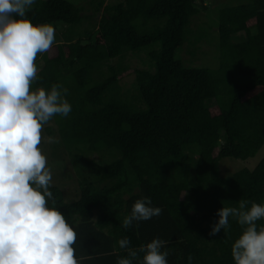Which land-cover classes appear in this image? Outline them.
I'll use <instances>...</instances> for the list:
<instances>
[{"label":"trees","instance_id":"obj_1","mask_svg":"<svg viewBox=\"0 0 264 264\" xmlns=\"http://www.w3.org/2000/svg\"><path fill=\"white\" fill-rule=\"evenodd\" d=\"M199 14L196 0H36L26 13L60 37L38 53L32 88L60 84L72 105L43 129L56 142L40 147L58 164L52 175L76 186L71 196L56 183L50 190L82 264H116L124 237L133 248L166 241L168 264H234L242 228L230 218L226 233L209 236L217 210L264 204V157L252 169H219L222 158L245 160L264 145V0L220 9L215 68L193 62ZM144 197L160 215L125 229Z\"/></svg>","mask_w":264,"mask_h":264},{"label":"clouds","instance_id":"obj_2","mask_svg":"<svg viewBox=\"0 0 264 264\" xmlns=\"http://www.w3.org/2000/svg\"><path fill=\"white\" fill-rule=\"evenodd\" d=\"M36 0H0V264H82L73 245L77 233L56 206L53 177L42 142L43 129L54 116L67 117L72 105L60 84L32 88L38 53L49 51L54 26L33 24L26 17ZM148 197L134 201L122 226L161 213ZM209 236L227 232L230 218L242 231L231 246L234 264H264V204L239 200L238 206L217 210ZM117 244L126 255L116 264H168L166 241L154 238L138 248L127 237ZM142 258H139L140 254ZM191 264V257H189Z\"/></svg>","mask_w":264,"mask_h":264},{"label":"rangeland","instance_id":"obj_3","mask_svg":"<svg viewBox=\"0 0 264 264\" xmlns=\"http://www.w3.org/2000/svg\"><path fill=\"white\" fill-rule=\"evenodd\" d=\"M75 5H84L88 0H68ZM106 2H114L115 0H105ZM242 0H196V6L200 10V14L197 18L194 19V25L199 23L197 29L193 33V37L195 39L194 42L198 43L199 48L195 50L196 55L193 57V62L199 66H208L211 68H215L219 62V39L217 32V22H218V13L220 9L225 8L226 6H231L241 2ZM204 2V7L202 4ZM87 7H89L87 5ZM193 28V27H192ZM82 27L79 28L81 30ZM195 29V28H194ZM56 42H59L60 37L59 33L55 34ZM239 40V39H237ZM185 47L182 50V55L185 59H191V56L187 54V46L190 44L185 43ZM180 50V49H179ZM131 83V79L127 78L123 84V91L125 88L129 87ZM53 120H50L48 124L45 126H54ZM44 126V127H45ZM43 137H48L46 133L42 134ZM45 143V142H44ZM48 145V143H46ZM47 152V151H46ZM91 157L99 158V155L93 154ZM264 157V145L259 149V151L252 157H249L245 160L235 159L230 157L222 158L219 161V169L222 175H229L234 173L242 168L252 169L261 158ZM63 165V162H62ZM69 169L72 171V175L74 174V169L71 164L67 162ZM49 167L51 170H54L58 167L57 162H50ZM53 176V183L59 184L60 189L66 193V196H71L70 193L74 192L75 184L72 178L67 179L64 177H59L56 175ZM58 186V185H57ZM69 199V198H68Z\"/></svg>","mask_w":264,"mask_h":264}]
</instances>
